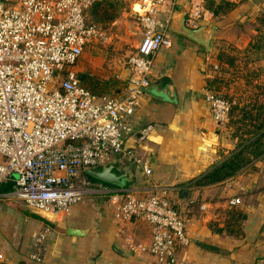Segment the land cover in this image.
<instances>
[{
	"label": "crops",
	"instance_id": "1",
	"mask_svg": "<svg viewBox=\"0 0 264 264\" xmlns=\"http://www.w3.org/2000/svg\"><path fill=\"white\" fill-rule=\"evenodd\" d=\"M207 1L215 2L214 8L223 2L235 7L224 8L215 17L207 10ZM145 2L134 1L130 14L122 13L137 24L140 43ZM263 8L264 0H176L169 13L161 15L172 46L154 58L149 93L141 96L130 120L133 132L126 141L128 148L149 162L153 175L148 178L133 162L111 157L98 169L113 167L124 186L106 184L110 191L103 192L82 175L91 188L85 201L69 213L38 212L15 200L13 177L0 189L4 264H159L150 254L135 250L152 242L149 224L117 220L109 198L123 190L149 196L159 184L182 206L190 238V245L179 251L185 264H264V156L226 181L195 184L235 150L205 102L209 84L216 81L231 97H239L242 83L252 86L264 81V58L248 56L257 30L247 25ZM196 12L200 19L193 27L189 20ZM183 18L189 27L212 31L211 51L177 32ZM75 71L99 101L122 100L128 93L127 63L110 59L100 43L86 49ZM148 126L153 130L141 143L139 132ZM237 199L240 203L231 205ZM41 235L45 240L39 244Z\"/></svg>",
	"mask_w": 264,
	"mask_h": 264
},
{
	"label": "built area",
	"instance_id": "2",
	"mask_svg": "<svg viewBox=\"0 0 264 264\" xmlns=\"http://www.w3.org/2000/svg\"><path fill=\"white\" fill-rule=\"evenodd\" d=\"M100 1L0 0V189L14 177L12 197L34 211L69 213L82 204L91 185L81 176L111 157L133 162L148 178L153 175L149 162L126 141L133 132L130 120L150 86L154 58L172 46L161 15L176 0H145L142 40L127 62L128 93L122 100L101 101L75 71L89 46L107 40L104 30L89 21L88 12ZM199 19L196 12L189 24L195 27ZM205 102L216 124L225 128L231 103L213 90L206 92ZM152 130L142 129L139 142L145 143ZM92 186L110 191L102 182ZM155 187L144 197L124 190L112 193L115 218L149 224L152 242L138 245V252L159 264H185L179 251L190 245V238L182 206L169 197L164 184ZM44 240L41 235L37 242ZM5 262L0 252V264Z\"/></svg>",
	"mask_w": 264,
	"mask_h": 264
},
{
	"label": "rangeland",
	"instance_id": "3",
	"mask_svg": "<svg viewBox=\"0 0 264 264\" xmlns=\"http://www.w3.org/2000/svg\"><path fill=\"white\" fill-rule=\"evenodd\" d=\"M134 1L137 0H102L88 12L89 21L101 27L107 34V40L102 46L107 50L109 58L120 60L123 63L128 62L129 57L136 50V45L140 43L137 24L129 16L130 3ZM124 11H128L129 14L123 18ZM247 25L257 30L253 43L249 47L251 53L248 56L264 58V8ZM234 86L239 87L235 84ZM213 87V91L223 94L232 105L230 121L222 132L235 149L247 138V133L252 130L251 126L255 120H264V81L260 79L259 83L252 84V86L245 82L242 83L239 87V97H231L226 91L220 89L219 83L216 81L213 83ZM244 117L247 119L243 120ZM242 135L243 137H241ZM74 144L78 145L79 142H74ZM82 179L96 182L95 184L98 182L91 181L85 174Z\"/></svg>",
	"mask_w": 264,
	"mask_h": 264
},
{
	"label": "trees",
	"instance_id": "4",
	"mask_svg": "<svg viewBox=\"0 0 264 264\" xmlns=\"http://www.w3.org/2000/svg\"><path fill=\"white\" fill-rule=\"evenodd\" d=\"M215 5L216 3L213 1H207L206 3L207 10H210L215 17L220 16L224 8L232 9L235 7L233 4L226 2H223L218 8H214ZM208 87L210 90H214L213 82H211ZM246 119L247 117H244L243 120ZM252 121H254V119H252ZM251 127L252 130L247 133V138L236 146L235 150L226 160L214 167L212 171L201 179L197 180L195 183L196 186L213 185L233 178L249 166L254 159L264 156V120H255V123ZM241 137H243V135ZM89 179L94 180L90 177Z\"/></svg>",
	"mask_w": 264,
	"mask_h": 264
},
{
	"label": "water",
	"instance_id": "5",
	"mask_svg": "<svg viewBox=\"0 0 264 264\" xmlns=\"http://www.w3.org/2000/svg\"><path fill=\"white\" fill-rule=\"evenodd\" d=\"M177 32L189 38L193 42L205 47L208 51H211L213 33L212 31H207V28L189 27L186 23V19L183 18L181 28ZM144 93H149V90L145 89ZM85 174L98 182L109 184L115 187L124 186L122 179L113 172V167L108 166L103 167L102 169L97 168L86 170Z\"/></svg>",
	"mask_w": 264,
	"mask_h": 264
}]
</instances>
